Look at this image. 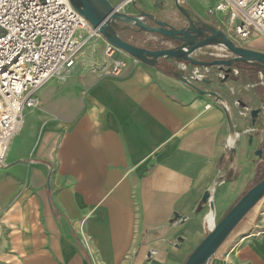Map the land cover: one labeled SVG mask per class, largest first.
<instances>
[{
	"label": "crops",
	"instance_id": "obj_1",
	"mask_svg": "<svg viewBox=\"0 0 264 264\" xmlns=\"http://www.w3.org/2000/svg\"><path fill=\"white\" fill-rule=\"evenodd\" d=\"M185 2L202 19L214 4ZM116 57L119 75L106 57L57 71L24 111L0 167V264H184L211 213L264 179V71ZM208 264H264V198Z\"/></svg>",
	"mask_w": 264,
	"mask_h": 264
},
{
	"label": "built area",
	"instance_id": "obj_2",
	"mask_svg": "<svg viewBox=\"0 0 264 264\" xmlns=\"http://www.w3.org/2000/svg\"><path fill=\"white\" fill-rule=\"evenodd\" d=\"M213 2L204 21L230 37L232 33L238 43L255 34L264 38V0ZM87 27L93 29L70 0H0V167L24 111L37 107V92L50 77L72 67L81 46L78 38ZM105 43L110 73L119 75L123 63L116 57L118 49Z\"/></svg>",
	"mask_w": 264,
	"mask_h": 264
},
{
	"label": "water",
	"instance_id": "obj_3",
	"mask_svg": "<svg viewBox=\"0 0 264 264\" xmlns=\"http://www.w3.org/2000/svg\"><path fill=\"white\" fill-rule=\"evenodd\" d=\"M70 1L78 13L88 21L94 31L103 36L106 42L141 63L156 65L159 60L168 58L179 63L188 62L194 66L226 67L228 75L238 63H247L264 71V52L236 46L222 30L195 16L181 5L179 0H173L174 5L188 23L186 28L180 29L156 18L153 19L154 25H150L145 18L152 17V15L145 12H141L140 15L122 13L120 6L112 5L109 0ZM117 24L124 25V30L136 28V32L159 34L172 42L179 41L181 43L174 48L149 50L123 39ZM210 45L225 46L234 54V57L212 61H201L193 57L198 49ZM257 114L258 111L252 113L254 117ZM263 198L264 179L243 195L225 217L214 225L184 264H208L236 226Z\"/></svg>",
	"mask_w": 264,
	"mask_h": 264
},
{
	"label": "rangeland",
	"instance_id": "obj_4",
	"mask_svg": "<svg viewBox=\"0 0 264 264\" xmlns=\"http://www.w3.org/2000/svg\"><path fill=\"white\" fill-rule=\"evenodd\" d=\"M109 1L111 2V4L116 3L118 6H120V8L122 7L120 9V12L128 15H130L129 13L135 12L132 8V3L135 2L137 4L135 8H137L138 11H142V12L150 11L157 20H161V21L163 18L165 19L168 18V14H166V12H168V9L175 8L177 10L173 0H109ZM186 2L184 0V3H181V5L186 7L187 4ZM178 13H179L178 21H176L175 24H177L178 26H182L184 24L182 20V15L179 11ZM120 35L123 39L140 47L142 46L152 47V44L156 43V45L158 47L161 46L162 49L169 48V46H172L171 48H174V42L159 34L136 32V30H133L132 32H124V33L120 32ZM231 35L232 37H230L229 35L227 36L230 38V40L234 42L236 46L249 48V49L255 48L258 50H264V47H261V45L259 44L250 45L244 41H240L238 43L233 40L235 39V36L232 33ZM78 41H81V46H80V50L78 51L75 57V61L72 67H74L76 64L78 65V62L84 60L85 58L83 57H87L86 61H88V59H91L96 61V63H98L97 60L100 57H106L104 52L105 47L103 44V42L106 40L100 34L99 35L93 34L87 36L85 33H83V35H81V37L78 38ZM262 44L264 46V42ZM193 57L199 60L231 59L234 57V54L230 52L225 46L210 45L198 49ZM215 68H221V67L215 66ZM62 69H67V67H63Z\"/></svg>",
	"mask_w": 264,
	"mask_h": 264
},
{
	"label": "flooded vegetation",
	"instance_id": "obj_5",
	"mask_svg": "<svg viewBox=\"0 0 264 264\" xmlns=\"http://www.w3.org/2000/svg\"><path fill=\"white\" fill-rule=\"evenodd\" d=\"M136 6H137V4L135 2H133L132 3L133 10L136 12V15H140L142 11H138L137 8H135ZM145 13L152 15V17L151 16H147L145 19L148 21V23L150 25H154L153 19L155 17L153 16V14L151 12H149V11H146ZM182 20L185 23V25L182 28H186L188 26V23L186 22V20L183 17H182ZM117 27L120 29V32H122V33L128 32L130 30V29L124 30L123 29L124 25H122V24H117ZM133 29L137 30L136 28H133ZM180 43L181 42H179V41H174V47H178L180 45ZM212 60H214V59H212ZM212 60H201V61H212ZM238 64H241V63H238Z\"/></svg>",
	"mask_w": 264,
	"mask_h": 264
},
{
	"label": "bare ground",
	"instance_id": "obj_6",
	"mask_svg": "<svg viewBox=\"0 0 264 264\" xmlns=\"http://www.w3.org/2000/svg\"><path fill=\"white\" fill-rule=\"evenodd\" d=\"M122 8V7H121ZM120 8V9H121ZM83 33H85L87 36H90V35H93V34H95V35H99L96 31H93V29H91L90 27H87V28H85L83 31H82V34ZM224 49V48H223ZM195 54H196V52H195ZM194 54V55H195ZM214 225H215V215H214V212H212L211 213V215H210V218H209V226H210V228L212 229L213 227H214Z\"/></svg>",
	"mask_w": 264,
	"mask_h": 264
},
{
	"label": "trees",
	"instance_id": "obj_7",
	"mask_svg": "<svg viewBox=\"0 0 264 264\" xmlns=\"http://www.w3.org/2000/svg\"><path fill=\"white\" fill-rule=\"evenodd\" d=\"M185 63H186V64H189L188 62H185ZM262 180H263V179H262ZM259 182H260V181H259ZM259 182H258V183H259Z\"/></svg>",
	"mask_w": 264,
	"mask_h": 264
}]
</instances>
